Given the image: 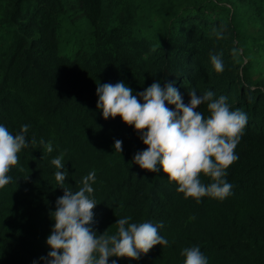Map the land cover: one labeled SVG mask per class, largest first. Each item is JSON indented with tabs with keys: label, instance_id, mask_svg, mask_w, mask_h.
<instances>
[{
	"label": "trees",
	"instance_id": "obj_1",
	"mask_svg": "<svg viewBox=\"0 0 264 264\" xmlns=\"http://www.w3.org/2000/svg\"><path fill=\"white\" fill-rule=\"evenodd\" d=\"M219 53L222 73L210 59ZM118 82L134 95L172 83L186 105L189 91L210 90L246 113L238 160L225 177L232 194L197 203L162 167L153 173L135 164L147 147L140 133L97 107L98 86ZM197 110L209 116L206 104ZM0 125L14 135L28 125L29 142L0 189V264H45L64 195L51 160L61 154L64 187L78 190L95 171L98 235L116 233L122 217L163 224L168 246L109 264H184L182 251L194 246L208 264H264V0H0ZM201 181L212 182L203 174Z\"/></svg>",
	"mask_w": 264,
	"mask_h": 264
},
{
	"label": "clouds",
	"instance_id": "obj_2",
	"mask_svg": "<svg viewBox=\"0 0 264 264\" xmlns=\"http://www.w3.org/2000/svg\"><path fill=\"white\" fill-rule=\"evenodd\" d=\"M216 36L223 39V31H216ZM240 52L232 49L233 56ZM222 56V53L210 54L217 73L224 71ZM97 95V107L104 119L119 116L140 133L147 147L135 154L134 163L141 169L158 173L162 167L169 180L178 184V192L197 203L202 197L223 200L232 194L233 186L225 177L227 169L238 160L235 149L248 118L243 111L231 110L227 97L214 98L210 90L197 95L193 89L189 91L190 103L186 105L172 83L162 87L160 82L135 95L124 82L107 83L98 86ZM205 104L207 118L197 110ZM27 132L28 125H23L15 135L0 125V189L10 183L9 172L18 165V154L28 146ZM31 143H36L35 138ZM39 143L47 153L53 152L50 141L45 143L41 139ZM114 148L122 153V141L116 140ZM62 161L63 154L51 160L57 169L55 180L64 189V195L57 199L52 213L54 228L46 241L51 251L41 257L45 264H109L110 257L138 260L156 245L168 246L169 241L159 232L162 223L158 226L151 222L130 223V216L118 219L116 233L109 234L106 230L98 235L91 226L98 205L92 186L96 182L95 171L85 176L82 186L73 191L64 187L68 173L61 172L65 166ZM201 174L212 182L205 185ZM181 255L185 257L184 264H208L198 246L185 248Z\"/></svg>",
	"mask_w": 264,
	"mask_h": 264
}]
</instances>
